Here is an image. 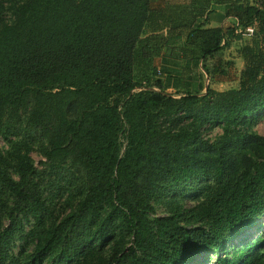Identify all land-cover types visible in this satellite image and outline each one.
Listing matches in <instances>:
<instances>
[{
  "label": "trees",
  "instance_id": "16d2710c",
  "mask_svg": "<svg viewBox=\"0 0 264 264\" xmlns=\"http://www.w3.org/2000/svg\"><path fill=\"white\" fill-rule=\"evenodd\" d=\"M1 10L0 129L28 107L27 122L46 138L45 160L69 162L82 184L58 219L30 158L0 155V264H188L212 251V264H264V236L228 253L264 210L263 138H252L253 158L235 157L228 142L199 167L212 186L188 214L191 227L149 217L150 200L169 189L144 175L168 157L175 185L196 175L186 150L204 125L246 150L240 130L264 111V0H18L8 19ZM226 18L236 24L220 27ZM246 28L237 88L204 86L199 65ZM180 121L188 127L174 128ZM19 215L35 239L22 262L8 252L19 226L3 222Z\"/></svg>",
  "mask_w": 264,
  "mask_h": 264
},
{
  "label": "rangeland",
  "instance_id": "374dc122",
  "mask_svg": "<svg viewBox=\"0 0 264 264\" xmlns=\"http://www.w3.org/2000/svg\"><path fill=\"white\" fill-rule=\"evenodd\" d=\"M18 0H0L1 16L8 19L10 15V6ZM231 25L226 22L223 27ZM239 35L238 30L236 31ZM247 36L242 35L240 39H234L229 42V45L216 52L212 57L206 58L199 65L203 76V85L214 90L215 92H225L237 88V80L239 72L242 69V60L239 57V48L247 41ZM167 54L166 49L162 50ZM219 64V65H217ZM137 76H140L138 73ZM143 86V85H141ZM140 89V88H138ZM156 90V89H152ZM169 94L175 95L171 90ZM204 94V92H202ZM200 94V96L202 95ZM177 96V95H176ZM179 96V95H178ZM79 110V103H74L69 110L70 116H74ZM28 107L21 109L15 116L5 118L0 129V155L21 153L26 154L37 172V182L39 190L45 203L53 211L58 219L69 212L71 207L78 199V194L81 192L82 178L78 171L72 167L69 162H65L59 166L50 165L42 155V151L46 146V138L40 130L34 129L27 122ZM167 127V125H165ZM174 128L188 127L187 121H180L174 124ZM241 135L245 138V149H241L239 140L235 137L228 138L223 136L221 129L215 125H204L199 128V140L192 143L186 151L191 153L194 159V165L197 164L198 170L196 175L189 177L182 185H175L169 173L174 170L173 161L168 157L164 161L168 166L159 163L154 166L152 172H145V176L151 180L158 181V190L162 187L169 190L160 191L155 197L150 200L152 206V214L149 217H164L172 215L177 218L179 224L187 223V227H191L188 221V214L194 210L203 201L204 194L211 188L212 180L209 176H202L199 170L200 166L214 159L215 152L219 145L227 147V143L235 142L231 146L234 149L233 154L254 157L249 152V148L254 147L252 138L259 137L264 139V111L259 113L254 122L248 124L243 130H240ZM244 134V135H243ZM119 141L124 144L123 136L120 134ZM229 146V145H228ZM189 157V155H188ZM236 161H238L236 159ZM207 169L209 165L206 166ZM174 172V171H172ZM72 210V209H71ZM5 228L10 225L19 226V231H14L15 236L10 243L8 252L14 256H19L20 262L25 256L30 254L33 248L35 239L32 234V222L30 218L19 215L13 223H9L6 218L3 220ZM264 236V210L252 220L250 228L242 231L228 243L231 253L235 249H240L244 245L251 244L256 237ZM111 245L108 241L102 251L106 252ZM221 254V253H220ZM216 252H208L207 254L197 255L188 264H212L216 258ZM229 257V254L227 255Z\"/></svg>",
  "mask_w": 264,
  "mask_h": 264
},
{
  "label": "crops",
  "instance_id": "0c3cea01",
  "mask_svg": "<svg viewBox=\"0 0 264 264\" xmlns=\"http://www.w3.org/2000/svg\"><path fill=\"white\" fill-rule=\"evenodd\" d=\"M226 22H229L230 24H233V25L236 24V21H235L234 18H226V19H224V20L219 24V26H220V27H223V25H224ZM209 26H210V27H215V26H217V23L210 22Z\"/></svg>",
  "mask_w": 264,
  "mask_h": 264
},
{
  "label": "built area",
  "instance_id": "2783aa9c",
  "mask_svg": "<svg viewBox=\"0 0 264 264\" xmlns=\"http://www.w3.org/2000/svg\"><path fill=\"white\" fill-rule=\"evenodd\" d=\"M241 34L249 37L252 34V29L251 28H246L244 31H242Z\"/></svg>",
  "mask_w": 264,
  "mask_h": 264
}]
</instances>
